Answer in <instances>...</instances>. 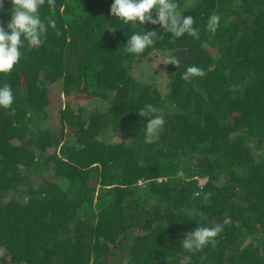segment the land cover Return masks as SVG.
Listing matches in <instances>:
<instances>
[{
  "label": "trees",
  "instance_id": "16d2710c",
  "mask_svg": "<svg viewBox=\"0 0 264 264\" xmlns=\"http://www.w3.org/2000/svg\"><path fill=\"white\" fill-rule=\"evenodd\" d=\"M111 3L45 0L56 29L0 75L15 96L0 108V264H264V0H178L198 38L146 24L160 38L138 60L122 46L141 29ZM157 54L161 77L145 78ZM193 64L204 75L183 79ZM196 219L223 228L188 251Z\"/></svg>",
  "mask_w": 264,
  "mask_h": 264
},
{
  "label": "clouds",
  "instance_id": "9594fccd",
  "mask_svg": "<svg viewBox=\"0 0 264 264\" xmlns=\"http://www.w3.org/2000/svg\"><path fill=\"white\" fill-rule=\"evenodd\" d=\"M44 2L45 0H10V19L7 22L0 21V75L11 73L19 64L25 42L28 45L40 47L45 42L49 29H56V19L52 16L42 18L40 9ZM4 5L5 0H0V10H4ZM185 10H181L178 0H112L110 5V14L119 22L130 25L132 29H141L127 35V41L122 46L123 52L136 60L160 38V30L147 29L144 27L146 24L159 25L160 29L175 38L185 34L198 38L199 30L194 26V17L182 16ZM220 20L219 14L210 15L207 30L214 34L220 26ZM148 54L150 55L149 52ZM165 62L173 64L172 58ZM203 75L204 69L193 64L186 68L183 79ZM14 100L11 84L0 83V108L12 106ZM159 111L152 104H146L139 109V114L146 116ZM165 123L162 114L152 115L146 121L144 141L153 143L158 140ZM178 175L182 176L183 173ZM208 195L210 194L206 193L205 197ZM222 228L221 224L207 226L196 219V226L184 235L180 243L185 250L198 251L205 245L214 243L215 237Z\"/></svg>",
  "mask_w": 264,
  "mask_h": 264
},
{
  "label": "rangeland",
  "instance_id": "374dc122",
  "mask_svg": "<svg viewBox=\"0 0 264 264\" xmlns=\"http://www.w3.org/2000/svg\"><path fill=\"white\" fill-rule=\"evenodd\" d=\"M155 58L150 59V64L146 63V64H142L143 66H145L144 70V77L147 78L152 74V71L154 70L155 73H157L158 75L155 78H160L161 77V73L160 72L162 70V67L160 65V63H164V60L166 59V56L163 54H157L154 55ZM151 67V69H150ZM154 68V69H153ZM162 80V79H160ZM75 102L77 103L76 106H82L85 104V100L84 98H79V99H75ZM203 180H200V182H202Z\"/></svg>",
  "mask_w": 264,
  "mask_h": 264
}]
</instances>
